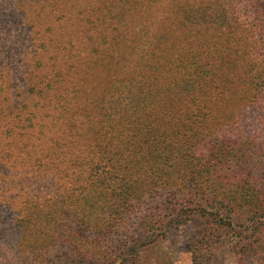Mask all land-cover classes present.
I'll list each match as a JSON object with an SVG mask.
<instances>
[{
    "label": "trees",
    "instance_id": "trees-1",
    "mask_svg": "<svg viewBox=\"0 0 264 264\" xmlns=\"http://www.w3.org/2000/svg\"><path fill=\"white\" fill-rule=\"evenodd\" d=\"M2 46L28 49L0 62V90L21 85L37 142L17 148L28 168L2 170L0 193L53 190V163L87 170L91 188L27 202L0 231V264H142L155 231L192 215V264L220 250L264 264V126L250 114L264 116V0H0ZM16 108L0 103V127ZM147 202L139 238L116 233Z\"/></svg>",
    "mask_w": 264,
    "mask_h": 264
},
{
    "label": "rangeland",
    "instance_id": "rangeland-1",
    "mask_svg": "<svg viewBox=\"0 0 264 264\" xmlns=\"http://www.w3.org/2000/svg\"><path fill=\"white\" fill-rule=\"evenodd\" d=\"M27 50L28 49L23 46L20 48L19 54V48H17L16 51H9L6 46H2L0 47V62L10 68V65L16 62V59L23 61V56ZM22 64L24 63H20L18 67L20 72L23 70ZM11 75L12 74L10 73L5 75V80L8 81L9 76ZM12 80L13 83L18 81L15 77H13ZM1 88L2 86L0 85V89ZM22 91L21 85L20 87L12 89H9L7 85L3 91L0 90V103L5 106L7 113L9 112V107L17 106V108L13 110V113L7 116V119L4 122L7 125L3 123L0 127V168H2L0 169V177L4 172L8 175L10 173L11 166H16L18 170L28 168L22 166V162L25 160L23 158L28 157V155L25 152L24 154H19L21 152L18 151L17 148H19L22 144L27 143L28 140L33 143L37 142V139H35L37 138L35 131L32 135H30L29 132L31 131H24L22 129L23 125H25L23 121L26 120L28 113L33 110L30 101H24V99L20 100V102L19 100L13 101L16 94L19 95ZM52 95L53 92L49 93L47 98L52 97ZM18 114L20 117H18ZM250 114L253 119L258 118L259 121H263L258 123L260 126L259 128H262V126H264V116L259 117L257 114ZM6 127L9 129V135L1 133L2 131H6ZM198 127L203 128L202 124H199ZM24 133H26L25 136ZM13 137L17 140L18 147L16 146L15 150H12V156H9V150L7 149L6 144L9 142V138L13 139ZM255 139L258 140V138ZM44 146H46V143L42 142L38 151L42 152L41 148ZM35 158L39 159L41 157L37 155ZM24 164L26 166L28 165L26 162ZM56 164L57 163H53V166L50 165L49 168L45 167L46 171L44 172L47 176H49L48 179L53 185V190L50 189L48 180H43L36 186L16 184L14 189L10 192H7L5 189V192L0 193V231H6L9 229L16 220V215L18 214L17 212L24 210L27 202L33 203V199L37 200L42 205H48L54 204L55 200H57V198L62 194H75L79 197L85 195L86 192L90 190V174L87 170H83L81 167L67 166L63 171V169L58 170ZM59 172H62L64 175ZM175 182L176 181H174V183ZM146 184L147 183L145 182V186ZM180 184L183 185L182 181H180ZM174 186L176 187L177 184L175 183ZM149 192L150 189L149 191L147 190V193ZM166 194L167 193L164 192L163 196ZM147 201L151 200L147 199ZM150 207L151 205L148 203L134 209L133 211L124 212L120 219V226L116 228V233L126 238H132V240L139 238L141 231L138 230V225L142 222L141 220L147 216V210ZM201 223L202 222L197 215H192L186 224L178 226L174 229H169L163 235L162 233L155 231V238H153L154 241L141 250L142 264H192L191 255L186 250H188L187 246L189 245V242L195 240L197 232L201 227ZM145 224L149 227L153 225L154 222H152L151 219H145ZM218 254L220 264H235L234 259L226 250H220ZM27 256H29L28 253Z\"/></svg>",
    "mask_w": 264,
    "mask_h": 264
}]
</instances>
